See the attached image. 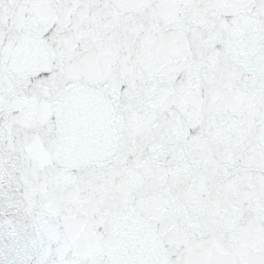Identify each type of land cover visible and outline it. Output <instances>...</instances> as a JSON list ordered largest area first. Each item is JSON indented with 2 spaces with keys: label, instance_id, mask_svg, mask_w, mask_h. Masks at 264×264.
<instances>
[{
  "label": "snow or ice",
  "instance_id": "snow-or-ice-1",
  "mask_svg": "<svg viewBox=\"0 0 264 264\" xmlns=\"http://www.w3.org/2000/svg\"><path fill=\"white\" fill-rule=\"evenodd\" d=\"M0 264H264V0H0Z\"/></svg>",
  "mask_w": 264,
  "mask_h": 264
}]
</instances>
